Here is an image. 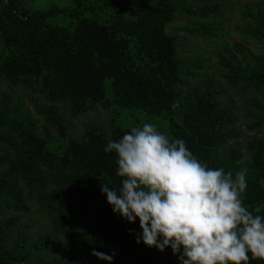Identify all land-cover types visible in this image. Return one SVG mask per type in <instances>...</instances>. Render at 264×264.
Masks as SVG:
<instances>
[{
    "label": "trees",
    "instance_id": "1",
    "mask_svg": "<svg viewBox=\"0 0 264 264\" xmlns=\"http://www.w3.org/2000/svg\"><path fill=\"white\" fill-rule=\"evenodd\" d=\"M197 1L202 2L198 7L183 6L180 0H141L137 16L132 18L127 14L126 0H72L69 6L50 4L42 11L21 6V0H0V76L29 87L37 85L49 103L68 104L75 117L108 103L139 108L166 120L168 138L184 140L202 163L234 174L247 169L248 188L242 199L252 209L264 202V138L249 141L251 161L245 162L239 148L227 147L242 132L238 115L221 99L216 82L181 90L186 84L183 62L177 37L169 34L166 26L177 19L181 6L203 18L223 13V0ZM242 14L252 26L247 31L264 39L260 7L247 5ZM58 15L69 16L72 24L47 21ZM213 30H207L210 36ZM236 48L244 53L239 44ZM225 50L241 68L237 70L229 60H223L234 82L264 86V66L243 67L228 45ZM107 79H112L111 97ZM37 112L47 123L46 131L55 129L66 147L60 153L51 150L38 122L1 100V204L21 213L30 210L29 200H35L70 243L80 236L86 252L113 255L112 264H125L130 257L132 264H176L134 254L136 233L141 232L138 219L129 223L114 214L109 204L100 216H90L89 205L96 195L107 200L101 182L119 187L122 179L116 174L115 154L106 153L104 148L131 127L104 130L87 126L84 136L76 138L70 135V126L58 106L42 105ZM263 123L264 114L252 128ZM31 227L21 222L20 215L0 219V264H80L77 256L49 255V236L36 239ZM89 264L100 263L90 259ZM250 264L264 261L252 259Z\"/></svg>",
    "mask_w": 264,
    "mask_h": 264
},
{
    "label": "clouds",
    "instance_id": "2",
    "mask_svg": "<svg viewBox=\"0 0 264 264\" xmlns=\"http://www.w3.org/2000/svg\"><path fill=\"white\" fill-rule=\"evenodd\" d=\"M116 156L119 187L101 182L114 214L139 221L136 243L164 252L179 264H250L264 261V202L242 199L247 169L235 172L202 163L182 139L141 122L104 148ZM92 255L112 264L113 255Z\"/></svg>",
    "mask_w": 264,
    "mask_h": 264
},
{
    "label": "rangeland",
    "instance_id": "3",
    "mask_svg": "<svg viewBox=\"0 0 264 264\" xmlns=\"http://www.w3.org/2000/svg\"><path fill=\"white\" fill-rule=\"evenodd\" d=\"M140 1L126 0L128 16L132 18L137 16V6ZM180 2L183 6L193 7H198L202 3L197 0H180ZM222 3L223 13L210 18L196 16L181 6L177 19L166 26V31L177 37L178 55L183 62L182 77L186 83L181 86V90L203 88L205 83L211 80L216 82V86L221 92V99L225 103L231 104L234 112L238 115L237 124L242 132V136L232 141L227 147L239 148L244 155L243 160L250 162L249 141L256 137L264 138V123L258 128H252L264 114V86L241 80L234 82L231 78L232 72L223 60H229L237 70H241L238 62L226 52L225 46L228 45L237 55L243 67L247 65L264 66V39L247 31V28L252 26L242 14L247 5H258L264 12V0H223ZM50 4L69 6L72 4V0H21V6L31 11H42ZM47 21L53 25L70 26L72 24V19L63 15L50 17ZM212 28L214 30L211 37L207 30ZM236 44L242 47L246 56L237 50ZM2 54L3 44L0 41V59ZM111 82L112 79L106 81L109 97L112 96ZM1 100H7L11 109L19 108L24 114L35 119L38 122L40 133L43 136H48L49 148L58 153L66 147V143L58 139L59 136L55 129L46 131L47 123L44 117L37 112L39 106L50 104L58 106L70 126V135L76 138L84 136L87 126L109 130L113 126L132 127L139 122L154 123L165 134L168 131L166 120L139 108H121L115 104L101 103L89 114L75 117L68 104L49 103L37 85L29 87L22 82H11L0 76ZM28 203L29 211L16 213L0 202V219L20 215L21 222L32 226L30 233L35 235L36 239L47 234L52 243L51 249L48 251L49 255L65 253L79 257L80 264H89L90 259L104 264L92 253L84 250L80 236L75 243H70L64 235L56 230L51 216L42 211L35 200H29ZM107 205V200L96 195L89 205L91 218L100 216L102 209ZM134 254L173 260L179 264L178 257L173 255L171 250L159 252L157 249L148 248L142 242L136 244ZM125 264H132V258L130 257Z\"/></svg>",
    "mask_w": 264,
    "mask_h": 264
}]
</instances>
